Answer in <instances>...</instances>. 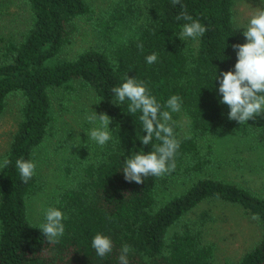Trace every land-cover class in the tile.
<instances>
[{
	"label": "trees",
	"instance_id": "obj_1",
	"mask_svg": "<svg viewBox=\"0 0 264 264\" xmlns=\"http://www.w3.org/2000/svg\"><path fill=\"white\" fill-rule=\"evenodd\" d=\"M235 2L181 0L188 14L207 29L195 40L181 41L178 35L186 21L175 19L183 9L172 0H112L91 24L93 44L64 57L62 52L75 40L77 19H93L89 3L26 0L28 27L18 41L0 47V114L11 96L21 99L16 129L0 160L11 162L0 167V264H119L124 244L133 249L129 264H215L214 245L202 239L207 212L197 221L198 228L184 222L167 236L194 207L210 199L237 204L245 214L259 217L256 245L227 264H264V195L207 173L214 152L209 136L238 129L264 144L259 117L241 125L228 119L230 109L220 103L216 79L219 73L234 70L237 53L232 45L246 43L235 26ZM153 53L158 60L148 64L146 57ZM127 75L145 81L162 105L172 95L183 102L181 110L172 113L180 141L175 171L139 185L125 180L124 161L133 151L148 153L152 146L139 140L147 135L140 113H129L128 101L113 104L111 93ZM80 87L90 90L102 112L112 118L113 139L103 147L94 145L89 154L64 160L62 169L69 181L53 207L66 217L65 232L58 243H49L39 230L41 222L31 223L27 213V199L40 185L35 176L22 182L16 160L34 161L36 149L50 133L52 96L65 97ZM178 183L185 185L180 192L173 188ZM171 189L174 193L167 195ZM98 233L114 243L103 258L91 246Z\"/></svg>",
	"mask_w": 264,
	"mask_h": 264
},
{
	"label": "rangeland",
	"instance_id": "obj_2",
	"mask_svg": "<svg viewBox=\"0 0 264 264\" xmlns=\"http://www.w3.org/2000/svg\"><path fill=\"white\" fill-rule=\"evenodd\" d=\"M87 2L93 10V19L91 22L85 18L77 19L75 29L78 31L75 40L62 52L64 57H70L93 44L91 24L98 14L105 12L112 4V0ZM256 8H264V0H236L234 4L235 26L244 39V28ZM29 23L26 0H0V47L7 41H18ZM52 98L54 122L44 143L36 149L34 157L37 164L35 177L40 188L27 199L28 219L33 224L44 221L46 209L53 207L57 193L69 181L62 169L64 160L71 155L89 154L91 148L96 145L91 140L88 141L85 133L93 127L86 116L93 111L98 115L103 113L94 94L82 87L68 96L63 97L56 93ZM20 104L21 99L18 96H11L5 110L0 114V160L8 149L16 129ZM259 118L264 124V116ZM182 127L186 130L185 121ZM208 139L214 147V152L211 155L212 168L208 169L207 173L264 195V144H259L253 136H243L238 129L211 135ZM173 188L180 192L185 185L178 183ZM170 192L173 194L174 190L168 191L167 195ZM161 195L162 193L158 192L159 203L163 200ZM203 212H207L209 219L202 227V239L214 245L215 264L236 261L258 242L261 232L258 221L245 214L239 205L216 199L200 202L180 223L169 229L167 236L180 230L184 222H190L191 227L198 228L196 223Z\"/></svg>",
	"mask_w": 264,
	"mask_h": 264
},
{
	"label": "clouds",
	"instance_id": "obj_3",
	"mask_svg": "<svg viewBox=\"0 0 264 264\" xmlns=\"http://www.w3.org/2000/svg\"><path fill=\"white\" fill-rule=\"evenodd\" d=\"M173 5H180L182 11L175 17L177 21H186L178 37L181 41L186 38L193 40L201 37L207 31L206 27L194 19L187 12V6L181 0H172ZM243 32L246 43L232 45L237 53V62L234 70L221 72L216 81H219L218 92L222 96L220 103L227 105L230 109L228 119L239 124L248 123L257 117L264 116V8H256L254 15ZM138 47L143 49V44ZM158 60V54L153 53L146 57L148 64ZM115 97L113 104L120 105L128 101V112L140 113L139 120L142 135L139 139L144 146L151 145L152 151L145 153L143 149L139 153L133 151L130 158L124 161L123 174L127 182L143 184L146 178H159L171 174L176 169L175 157L180 148V141L174 132L175 121L172 113L179 112L182 107V98L172 95L165 104H161L156 96L151 93L148 84L137 78L124 77V82L111 89ZM168 110H163V109ZM87 121L93 127L85 132L88 141L103 147L113 139L110 124L112 118L107 113L97 114L95 111L86 116ZM158 143H153V141ZM10 160L4 158L0 161V167L6 168ZM16 168L23 183H28L36 174L37 164L31 159L23 157L16 160ZM66 219L64 213L49 207L45 211L44 222L40 224L39 230L49 243H58L65 232L63 221ZM258 220V215L252 216ZM92 248L97 256L103 258L112 252L114 243L111 237L104 234H96L91 242ZM133 249L124 244L120 249L118 257L119 264H129L128 254Z\"/></svg>",
	"mask_w": 264,
	"mask_h": 264
}]
</instances>
